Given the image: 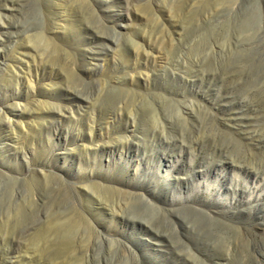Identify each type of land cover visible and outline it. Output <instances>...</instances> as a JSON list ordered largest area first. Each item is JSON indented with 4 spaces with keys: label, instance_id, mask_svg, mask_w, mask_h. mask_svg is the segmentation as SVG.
I'll use <instances>...</instances> for the list:
<instances>
[{
    "label": "rangeland",
    "instance_id": "obj_1",
    "mask_svg": "<svg viewBox=\"0 0 264 264\" xmlns=\"http://www.w3.org/2000/svg\"><path fill=\"white\" fill-rule=\"evenodd\" d=\"M232 2L0 4V264H264V0Z\"/></svg>",
    "mask_w": 264,
    "mask_h": 264
},
{
    "label": "bare ground",
    "instance_id": "obj_2",
    "mask_svg": "<svg viewBox=\"0 0 264 264\" xmlns=\"http://www.w3.org/2000/svg\"><path fill=\"white\" fill-rule=\"evenodd\" d=\"M233 2H232V5H235V3L238 1V0H232ZM8 2H11V3H15L16 2V0H0V4L2 5V7H5L6 8V6H7V3ZM3 15L2 14H0V17H2ZM12 27H14V25H9V27H7L8 29H11ZM6 28V27H5ZM3 26L2 25H0V33H4L3 32ZM7 33V32H6ZM41 36L43 39H46V37H45V35H44V33H38L37 34V36ZM41 37H39V38H41ZM250 39V38H249ZM239 40V39H238ZM237 40V41H238ZM248 40L246 39V40H244V43L245 42H247ZM239 42H241V41H239ZM248 43V42H247ZM250 43V42H249ZM247 47V46H246ZM29 49H30V46L29 45H25L24 47H23V49L21 50L22 51V53L23 54H26V53H28L29 52ZM29 54V53H28ZM20 63V62H19ZM22 69V68H21ZM25 69H27L28 71H30V69H31V67H30V62L28 61L26 64H25ZM83 70V69H82ZM33 85V84H32ZM70 91V90H69ZM218 91H220V90H217V92ZM66 96H68L69 97V99H71V100H75V101H77L78 102V98L80 97L79 96V94L77 93V92H74V93H68V94H66ZM233 103V102H232ZM233 107H231L232 109H236V110H239V111H243L244 110V107H247V109L249 108L247 105L246 106H244L243 105V103L240 101H236L235 102V105H232ZM130 111V110H129ZM57 112H59L60 114H64L63 112H62V110H58ZM231 118V117H230ZM234 118H235V116H234ZM238 118V117H237ZM232 119V118H231ZM6 121V120H5ZM8 121V120H7ZM9 122V121H8ZM230 124L232 125V126H234V125H236L235 124V122H230ZM221 125V124H220ZM89 126V125H88ZM231 127V126H230ZM129 128V127H128ZM244 134H245V132H244ZM242 135V134H241ZM118 136V135H117ZM252 137L253 136H246L245 138L246 139H252ZM123 138V137H122ZM175 139V138H174ZM125 140V139H124ZM165 140V139H164ZM172 140V139H171ZM181 140V139H180ZM163 141V140H162ZM251 141V140H250ZM160 142V141H159ZM168 142V141H167ZM174 142V141H173ZM202 142V141H201ZM204 143V142H203ZM202 143V144H203ZM180 145V144H179ZM197 145V144H196ZM213 146V145H212ZM214 147V146H213ZM117 148H119V149H124V148H127V142L125 141V142H123V141H120V143H117ZM208 150V149H207ZM114 151V150H113ZM210 151V150H209ZM220 152H221V150H219ZM219 151H216V148H215V150H213V152H211L212 153V156L213 157H217V156H219V155H221V153L219 152ZM223 154H225V153H223ZM221 157V156H220ZM225 157V156H224ZM206 159V158H205ZM217 159V158H216ZM248 159V158H247ZM239 160V159H238ZM217 161V160H216ZM232 161V160H231ZM223 162V161H222ZM241 162V161H240ZM239 163V162H238ZM246 163V162H245ZM242 164H244V163H242ZM247 164H249V163H247ZM251 164V163H250ZM238 165H240V164H238ZM247 166V165H246ZM246 166H242L241 168H246ZM254 166V165H253ZM247 167H249V166H247ZM252 167V166H251ZM250 169H254V168H250ZM257 169V168H256ZM259 169V168H258ZM260 170V169H259ZM255 171V170H254ZM261 171V170H260ZM260 171H258V173L260 172ZM255 174H257V173H255ZM1 177H3V178H7V177H9V174L7 173V171L5 172V170L4 169H1L0 168V178ZM175 181H178V178H175ZM176 183V182H175ZM117 202V201H116ZM151 204V203H150ZM153 204V203H152ZM116 206V205H115ZM114 206V207H115ZM151 206V205H150ZM124 207V206H123ZM117 210V209H116ZM121 210V209H120ZM114 210H112V212H113ZM120 212V211H119ZM116 216V215H115ZM141 223V222H140ZM94 235L97 237V238H100L101 240H103V241H105V243L107 242V243H112V239H111V237H109V236H105V237H100V236H98V233L97 232H94ZM93 236V235H92ZM93 239V238H92ZM91 245V244H90ZM96 245V244H95ZM112 245V244H111ZM79 247H77V249H78ZM75 249V248H74ZM63 251V250H62ZM71 252V256H73V258H71V260H73L74 259V261H76V263H81L82 262V260L85 258V260H86V256H87V254H90V253H92V252H94V249L92 248V247H89V246H84V247H82L81 246V248H79L78 249V251L77 250H71L70 251ZM64 254V253H63ZM60 255V254H59ZM50 256H53V257H51L53 260L52 261H55L56 260V258H58V257H56L57 255L55 254H53V255H50ZM91 256V255H90ZM90 260V259H89ZM57 261V260H56ZM64 261V260H63ZM72 262V261H71ZM74 263V262H73ZM84 263V262H83ZM56 264H58V263H56ZM82 264V263H81ZM122 264V263H121Z\"/></svg>",
    "mask_w": 264,
    "mask_h": 264
}]
</instances>
